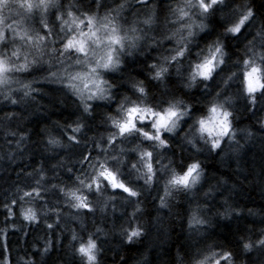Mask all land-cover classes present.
<instances>
[{
  "label": "clouds",
  "instance_id": "clouds-1",
  "mask_svg": "<svg viewBox=\"0 0 264 264\" xmlns=\"http://www.w3.org/2000/svg\"><path fill=\"white\" fill-rule=\"evenodd\" d=\"M0 264H264V0H0Z\"/></svg>",
  "mask_w": 264,
  "mask_h": 264
}]
</instances>
